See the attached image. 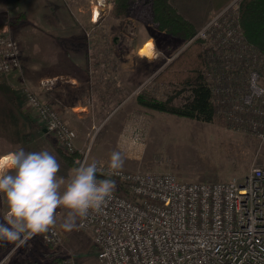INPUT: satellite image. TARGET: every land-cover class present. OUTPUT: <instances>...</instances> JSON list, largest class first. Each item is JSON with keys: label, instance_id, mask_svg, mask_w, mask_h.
I'll return each instance as SVG.
<instances>
[{"label": "rangeland", "instance_id": "1", "mask_svg": "<svg viewBox=\"0 0 264 264\" xmlns=\"http://www.w3.org/2000/svg\"><path fill=\"white\" fill-rule=\"evenodd\" d=\"M32 1L42 2L47 12L52 15L59 13L55 9L56 5L61 3L62 7L68 8L73 3L76 8L75 14L88 15L90 22L91 0H0V33L15 31L10 34L13 38L16 32L22 35L27 27V24L23 23L25 18L22 17L17 26H11L10 20L16 17L18 12L29 9ZM103 1L111 2V4L106 13H103L93 24V30L103 29L108 24L116 23L114 22L116 18H124L119 29L124 31L125 35L120 37L127 38L130 48L132 47L135 53L138 40L139 50L141 48L139 83L130 85L123 100H129L127 98L132 96L137 100L142 94L160 100L166 99L179 85L176 82H170L167 77L158 78V75L194 39L199 38L202 41L204 50L208 49L209 43L196 34L191 40L172 36L173 40H170V43L168 40L161 43L156 37L145 39L146 35H150L148 33L150 29L152 32L154 27H142L138 30L137 21L139 25H142L144 21H147L146 17L150 20V0ZM240 1H235L233 9H230V13H225L223 18L228 19L230 14L236 17L239 12L235 5ZM213 17H209L206 23ZM202 28L203 26L196 31L199 32ZM82 30L86 34L92 32L91 26L82 25ZM20 39L23 40V36ZM154 42H159L162 45L161 48L166 46L162 54L155 55L157 46ZM146 44L151 45L149 54H143ZM212 44L216 45L213 42ZM19 48L21 58V43ZM211 48L220 50L225 47L216 45ZM227 53L229 54L226 58L228 62L226 66L233 68L232 58L235 61L239 59L230 51ZM208 54L214 62L216 53L209 50ZM164 61V66L158 70ZM217 66V63L210 65V84L216 111L212 122L159 112L145 108L138 102V105L127 102L126 111L123 114L122 111L116 110L122 102L115 100L110 104L105 103L102 108L96 106L94 109L90 99L86 108L82 109L84 111L75 110L79 111L75 113L79 128L75 129L64 119L56 106H50L58 113L61 120L75 131L73 151L80 154L81 157L78 155L80 164L83 160V163L87 162L92 156V159H96L94 162L97 163L98 168H105L108 167L109 160L103 161L104 157L110 158L113 151H119L124 157L122 168L124 170L172 173L183 181L240 180L252 166L264 163V104L258 102L247 104L244 98L249 88L251 72L256 70L260 73L261 68L251 67L246 71V68L240 67L238 72L230 71L220 76L215 73ZM259 76L258 81L264 87V75L259 74ZM43 80L52 81L49 86L43 88L40 80L43 89L51 90L59 78L48 77ZM81 141L82 145L79 146L78 142L81 143ZM55 145L58 154L67 165L75 169L76 167L70 165L64 158L60 148L67 150L56 141ZM68 211L64 208L57 210V222L54 227L58 229L61 236L59 244L52 245L43 241L41 234L23 242L9 243L7 246L0 247V264H97L96 246L92 242L90 232L78 227V218L71 231L62 227Z\"/></svg>", "mask_w": 264, "mask_h": 264}, {"label": "built area", "instance_id": "2", "mask_svg": "<svg viewBox=\"0 0 264 264\" xmlns=\"http://www.w3.org/2000/svg\"><path fill=\"white\" fill-rule=\"evenodd\" d=\"M110 4L91 0L90 22H97ZM234 4L196 36L210 46L228 47L241 59V32L233 15L223 18ZM19 69L18 42L0 33V72ZM258 73L250 74L247 104H264V87L258 81L264 66ZM51 83L41 81L43 87ZM25 97L26 107L35 110L47 132L73 152L75 131L32 92L25 91ZM98 169V178L113 180L115 190L98 211L77 220L78 227L91 234L97 264H264V163L252 166L240 180L207 182L183 181L172 173L120 169L112 174L109 167ZM41 239L52 245L61 242L56 227Z\"/></svg>", "mask_w": 264, "mask_h": 264}, {"label": "crops", "instance_id": "3", "mask_svg": "<svg viewBox=\"0 0 264 264\" xmlns=\"http://www.w3.org/2000/svg\"><path fill=\"white\" fill-rule=\"evenodd\" d=\"M234 1L238 0H169V3L197 29L204 26L209 17L219 14ZM62 6L61 3L56 5L55 9L59 13L52 15L42 2L32 1L29 9L16 15L25 18L23 23L27 27L22 35L18 32L14 34L22 46L20 69L7 74L0 73V157L19 149L26 152L48 151L60 164L58 176L67 180L73 169L58 154L55 139L47 132L35 110L26 107L25 91L32 92L49 106H56L75 129L79 128L75 119V113L79 111L75 110L86 108L90 99L94 109L96 106L102 108L105 103L110 104L114 100L122 102L116 110L123 114L127 102L138 105L133 96L127 98L129 100H123V96L131 84L139 83L141 48L139 50L138 40L135 53L127 38L120 37L125 35L119 29L124 18H116V23L93 30L88 15L75 14L73 3L68 8ZM149 18L146 17L147 21L142 25L137 21L138 30L149 26L155 29L152 28V32L150 29V35H146L145 39L156 37L161 43L167 40L170 43L173 37L158 30L151 15ZM82 25L91 26L92 32H83ZM154 43L157 46L155 55L162 54L166 46L161 48L159 42ZM164 63L160 64L158 70ZM48 77L59 78L51 90H45L40 85V80ZM78 145L81 146L82 141ZM95 160L91 156L87 163ZM108 160L110 158L104 157L103 161ZM5 212L3 197L0 196V217ZM8 244L0 243V247Z\"/></svg>", "mask_w": 264, "mask_h": 264}, {"label": "clouds", "instance_id": "4", "mask_svg": "<svg viewBox=\"0 0 264 264\" xmlns=\"http://www.w3.org/2000/svg\"><path fill=\"white\" fill-rule=\"evenodd\" d=\"M124 157L113 151L108 167L119 174ZM60 164L48 151L23 149L0 157V196L6 208L0 217V243L26 241L56 225L57 210H69L62 227L71 231L77 218L98 211L115 190L111 179H100L97 163H82L66 180Z\"/></svg>", "mask_w": 264, "mask_h": 264}, {"label": "trees", "instance_id": "5", "mask_svg": "<svg viewBox=\"0 0 264 264\" xmlns=\"http://www.w3.org/2000/svg\"><path fill=\"white\" fill-rule=\"evenodd\" d=\"M150 1L151 19L158 30L184 40H191L195 36L197 32L195 27L171 6L169 0ZM236 8L239 13L232 19L241 32L242 57L239 61L232 58L233 68L226 66L228 47L217 50L209 46L205 51L201 44L202 41L199 38L194 39L158 75V78L163 76L172 83L176 82L179 87H176L166 99L160 100L142 94L138 96L137 102L145 108L159 112L202 122H212L216 111L213 103V89L210 84V65L218 64L215 73L220 76L230 71L238 72L240 67L246 68L247 71L251 67L262 68L264 66V0H241L236 4ZM21 19L22 15L11 18L10 25L17 26ZM209 50L216 53L214 62L208 54ZM60 151L70 165L79 166L80 154L61 148Z\"/></svg>", "mask_w": 264, "mask_h": 264}, {"label": "bare ground", "instance_id": "6", "mask_svg": "<svg viewBox=\"0 0 264 264\" xmlns=\"http://www.w3.org/2000/svg\"><path fill=\"white\" fill-rule=\"evenodd\" d=\"M151 49V45L146 44L143 48V54H149ZM152 52V51H151Z\"/></svg>", "mask_w": 264, "mask_h": 264}]
</instances>
